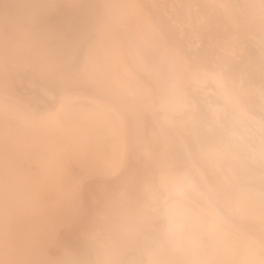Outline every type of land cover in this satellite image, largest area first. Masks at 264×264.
<instances>
[{
	"label": "bare ground",
	"instance_id": "bare-ground-1",
	"mask_svg": "<svg viewBox=\"0 0 264 264\" xmlns=\"http://www.w3.org/2000/svg\"><path fill=\"white\" fill-rule=\"evenodd\" d=\"M0 264H264V0H0Z\"/></svg>",
	"mask_w": 264,
	"mask_h": 264
},
{
	"label": "clouds",
	"instance_id": "clouds-1",
	"mask_svg": "<svg viewBox=\"0 0 264 264\" xmlns=\"http://www.w3.org/2000/svg\"><path fill=\"white\" fill-rule=\"evenodd\" d=\"M170 227L168 229V236L172 239H182L185 229L189 226L195 227L196 221L187 213V211L181 207H172L169 210ZM195 244V240L189 241Z\"/></svg>",
	"mask_w": 264,
	"mask_h": 264
}]
</instances>
